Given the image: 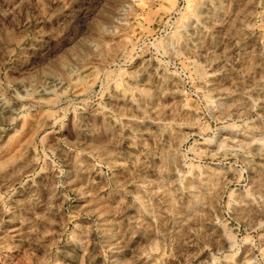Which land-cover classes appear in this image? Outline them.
<instances>
[{
    "label": "rangeland",
    "instance_id": "obj_1",
    "mask_svg": "<svg viewBox=\"0 0 264 264\" xmlns=\"http://www.w3.org/2000/svg\"><path fill=\"white\" fill-rule=\"evenodd\" d=\"M13 8L15 12H12ZM0 10L4 12L0 15V73H7L6 78L0 75V79H6L7 82L13 76H19L17 70L23 68L28 69L24 72L25 76L39 73L38 79L46 81L49 91L41 92L35 100L51 102L34 108L24 118L17 119L15 124H12L10 120L16 115L13 109L18 111L21 106L34 101L17 100L14 93L8 89L5 98L10 101V106L0 100V112L3 113L0 117V197L7 200L9 207H14L17 200L27 195L26 189L32 185V180L28 179L23 188L20 183L34 171L40 173L36 177L39 183L41 180L48 182L55 179L60 171L67 173L69 168H72L73 176L79 177L78 184L73 187L87 184L91 177L103 188L101 196L105 199L111 197L109 207L116 208L125 192H114L112 188L107 187L109 177H113V186L116 183L124 184L136 174L147 176L150 180L157 179L153 167L141 171L129 163L143 151L139 147L143 141L128 139L135 128H140L143 140L149 145L161 147L168 144L174 133L200 132L199 128L187 126L189 117L196 118L203 113L198 111L200 105L194 94L200 87L195 75L192 76L191 85H184L180 75L181 70L187 73L197 71L189 66L194 57L190 56L185 48L197 50L198 65L207 64L208 60L213 59V53L219 57L213 60L209 70V83L214 88H232L233 80L237 78L232 69L238 71L244 66L242 63L234 64L231 59L223 57L227 47L228 27L239 12L236 4L232 5L229 24H222L218 19L209 16L206 27L210 31L203 37L197 36L191 43L183 40L185 33L180 29L185 18L207 13V8L199 7V0H143V4L141 0H103L99 7L95 0H0ZM215 15L222 17L224 13ZM112 32L116 34L112 35ZM173 34H178L181 38L175 52H172L176 43ZM188 34H194L191 28ZM257 36H249L240 47L254 46L259 51L264 46L259 45ZM158 49L171 54L161 57L158 55ZM237 51L239 49H233L229 56H234ZM251 51L252 48L249 47L248 52ZM181 54L186 59L178 60ZM206 57L208 59H205ZM26 58L28 63H25ZM253 63L259 64L260 61ZM261 75H264V67H254L245 77L244 85L238 86V90H242L245 85L255 86V81H258ZM137 89L151 92V96L145 98L146 103L133 102L142 98L141 91ZM20 94L25 95L22 91ZM251 95L253 100L258 98L260 101L255 111L248 114L260 129L255 133L259 137L264 135V120L256 117H264V93L257 91ZM68 102L75 105L76 111H69L65 115L59 109L67 108ZM228 102H242L241 110L252 104L247 97L240 95L228 97ZM156 110H159V116ZM145 111L151 115L152 120L159 119L165 125L171 124V130L157 138L153 134L160 132L161 125L150 121L138 124L137 120L131 119L133 114L138 119H143ZM232 111L238 115V109L233 108ZM237 115L233 118L236 119ZM181 123L185 124L183 128L178 127ZM89 124L97 129L95 137L87 141L94 148L99 149L118 137L124 138L123 143L119 144L121 156L114 159L117 165L127 164V169L122 166L101 168L93 155L86 154L87 149L83 147L85 141L81 137L79 162L83 170H75L77 151L73 145L76 143V130L81 125ZM16 132H19V135H16ZM65 136L68 137L67 140L63 139ZM195 139L199 137L193 136L188 144ZM239 139L245 138L241 136ZM133 143H136L137 147L130 148L129 145ZM110 147L115 150V145ZM144 159L145 157L141 156V160ZM231 162L230 159L229 163ZM260 162L259 157H256V164ZM211 166L217 171H227V165ZM41 168L45 170L40 171ZM259 171L258 168L256 171L248 169L245 180L249 185L259 178ZM167 175L171 179L178 178L172 171ZM228 179L234 180L235 174L229 172ZM10 188H14L15 192L9 200L7 196ZM231 188L237 192L242 191L235 183ZM135 190V184L128 185L127 192ZM66 194L71 197L64 204L67 212L66 230H71L76 224L87 226L86 221L87 224L96 222V216L89 218L72 214V209L78 205L83 207L92 197L81 200L75 192ZM222 194L224 203L227 204L230 192ZM189 199L185 194L184 202L179 208L181 218L186 212L184 204ZM60 202L63 203V198ZM131 203L132 197L129 196L127 204ZM159 203V200L154 201L156 205ZM3 207L4 204L0 203V209ZM27 207L29 205H25V208ZM91 207L95 209L96 205L92 204ZM231 207V213L222 212L220 206L214 202L212 208L203 209L201 216L189 219L181 231L180 226H176L174 230L173 217L167 212L162 211L163 220H154L150 215H141L136 208L125 205L119 215L105 216L100 220L101 223L112 219L122 221L119 234L114 239H111V235L101 237L96 232L92 233L93 240L111 239L109 247H118L109 251L108 247L98 248V245L93 243L81 264H213V254L217 252L219 244H223L225 249L229 247L222 226L225 220L229 229L238 228L242 235H246L245 229L251 221L259 222L264 219V203L258 206L248 200L243 206L235 204ZM213 208L216 210L213 211ZM14 214L30 215L19 209H16L15 213H0V244L7 246L4 249L7 253L5 259L7 264H13L12 260L7 259L13 256L16 258L15 264H34L23 248L14 247L20 243L17 232L28 227L27 224L21 225L18 220H13ZM133 217L140 226L131 222ZM255 226L254 224L253 227ZM55 227L59 230V221ZM111 227L112 225L107 226L109 229ZM189 228L203 229L199 241L195 238V231L189 233ZM260 234H264V230ZM255 235L253 233V236ZM75 251L79 255V250ZM193 256V259H189ZM260 258L259 245L255 250L252 245H246L236 257L235 264H242L245 259L259 261ZM0 264L4 262L0 261ZM67 264H73V260L69 259Z\"/></svg>",
    "mask_w": 264,
    "mask_h": 264
},
{
    "label": "clouds",
    "instance_id": "obj_2",
    "mask_svg": "<svg viewBox=\"0 0 264 264\" xmlns=\"http://www.w3.org/2000/svg\"><path fill=\"white\" fill-rule=\"evenodd\" d=\"M95 3L99 7L103 4V0H95ZM141 4H143V0H141ZM233 4L239 7V12L228 27V41L223 57L231 59L234 64L242 63L244 66L238 71L235 68L232 69L233 72H236L237 77L233 80L232 88H214L209 83L211 64L213 60L219 59V57H216L213 53L211 54L212 60H208L205 65H198L199 56L197 55V50L185 48V51L194 57L189 62V66L197 69V71L187 73L181 70L180 75L184 85L193 84L192 76L195 75L196 82H199L200 87L196 89L194 94L197 96L200 105L198 111L203 113L202 116H197L196 118L189 117L187 126L199 128L200 132L191 134L174 133L168 144L162 147L149 145L147 141H144L143 133H141L139 127L135 128L132 135L128 137V139L133 141L137 139L143 141L139 145L143 149L140 152V156H136L129 163H132L134 168H139L141 171L144 168L153 167L154 172L157 174V179L150 180L147 176L141 177L136 174L125 181L124 184L116 183L113 186V177H109L107 187L112 188L114 192H125L116 208L109 207L111 197L105 199V197L101 196L100 193L103 188L91 177H89L87 184L73 187V185L78 184L79 177L73 176L72 168H69L67 173L60 171L59 176L55 179H50L48 182L41 180L39 183H37L36 177L40 173L34 171L20 183V187L23 188L27 184L28 179L32 180V185L26 189L27 195L23 199L17 200L14 207H9L7 200L0 197V203L4 204V207L0 209V213H15V210L19 209L21 212L26 211L30 214L20 216L14 214L12 216V219L18 220L21 225H28L25 230L17 232L20 243L14 245V247L23 248L24 252L30 255L34 264H67L69 259L73 260V264H81L83 258L88 255V249L93 243H96L98 248L108 247L109 251H112L118 245H112V247H109V245L111 239H114L119 234V225L122 224V221L112 219L101 223L100 220L105 216L119 215L125 205L136 208L141 215H150L154 220H163L164 217L161 213L162 211L167 212L169 216L173 217L174 230L176 226H180V230L183 231V225L187 224L189 219L201 216L203 209L212 208L214 202L220 206L222 212L227 213H231L232 205L239 204L243 206L248 200L258 206L264 203V135L259 137L255 135L260 129L255 126V121L248 115L255 111L256 106L260 102L258 98L253 100L251 93L257 91L264 93V75H261L260 79L255 81V86L245 85L242 90H238V86L244 85L245 77L248 76L254 67H264V47H261L259 51L254 46L246 45L243 48L240 47L249 36H257V33H259L257 36L259 45L264 46V0H199V7L207 8V13L185 18L180 30L185 33L183 40L186 43H191L197 36L203 37L210 31L206 27L209 16L218 19L222 24H229L228 18L232 15ZM12 12H15V8L12 9ZM216 13H224V15L216 17ZM3 14V10H0V15ZM181 15L183 16V13ZM189 28L193 30L194 34H188ZM111 34L115 35L116 33L112 32ZM173 35L176 43L172 47V52H175L179 47L181 38L178 34ZM249 47L252 48L251 53L248 52ZM233 49H239V51L234 56H229V52ZM170 54V52L158 49V55L161 57ZM177 59L182 60L186 59V57L181 54ZM205 59L208 58L206 57ZM256 60H259L260 63H253ZM25 63H28L27 58ZM173 66L175 67V64ZM17 71L20 75L13 76L7 82L6 79H0V100H3L5 105L10 106V101L5 98L6 89H8L14 93L15 99L34 102L21 106L18 111L13 109L16 115L10 120L12 124H15L17 119L24 118L34 108L45 103H51L42 99L35 100V97L39 96L41 92L49 91L46 81L38 79L39 73L25 76L24 72L28 71L27 68L18 69ZM215 74L213 73V75ZM0 75L7 77V73H0ZM137 90L141 91L140 89ZM21 91L25 95H21ZM236 95L247 97L248 100L252 101L251 106L241 110L242 102H228V97ZM150 96L151 92L141 91V100H134L133 102L146 103L145 98ZM97 99L99 100L100 98L98 97ZM233 108L238 109V115L233 113ZM59 111L64 112L66 115L69 111H76V107L73 103L68 102V107L61 108ZM156 111L159 116V110ZM2 115L3 113L0 112V117ZM234 115H237L236 119L233 118ZM53 119H56V117H53ZM131 119L137 120L138 124L150 121L153 124L161 125L160 132L153 134L157 138L163 135L164 132L170 131L172 127L171 124L165 125L159 119L152 120L151 115L147 111H145L143 119H138L135 114L132 115ZM256 119L264 120V117L257 115ZM184 126V123L178 125L180 128ZM96 131L97 129L90 124L81 125L76 130V143L73 145L77 151L75 170L77 172L83 170L79 162L81 137L85 141L83 147L87 149L86 154L93 155L97 165L101 168L108 167L111 169L122 166L127 169V164H116V159L121 156L119 144L123 143L124 138L122 136L118 137L110 141L109 144L97 149L87 143L89 138L95 137ZM221 133H228V135L221 136ZM15 134L19 135V132ZM193 136H198L199 139H195L191 144H188V141ZM241 136L245 139H239ZM63 139L67 140L68 137L65 136ZM110 145H115V150ZM201 145L207 147L202 148L200 147ZM213 146H215V150H213ZM129 147L135 148L137 144L133 143ZM254 148L255 151H253ZM141 156L145 157L143 161ZM256 157H259L261 161L259 164H256ZM230 159L232 160L231 163H229ZM213 164L227 165V171L223 169L217 171L211 166ZM141 165H143V168H141ZM249 168H252L253 171H256L257 168L260 169L257 172L259 178L254 180L251 185L245 180V175ZM44 170L41 168L40 171ZM129 171L131 170L129 169ZM170 171L175 172L178 178L171 179L167 175ZM229 172L235 174L234 180L228 179ZM102 175L107 176L108 174L102 173ZM241 181H244V183L242 184ZM233 183L242 191L237 192L232 189L231 185ZM129 184L136 185L134 192H127ZM14 192L15 189L10 188L7 199L10 200ZM66 192L77 193L81 200L92 197V200L89 203H85L83 207L78 205L77 208L72 209V214L89 218L96 216V222L87 224L86 221L85 224L87 226L76 224L71 230H66L67 212L64 209V204L71 199ZM229 192L228 202L225 204L222 193ZM185 194L190 199L184 204L186 212L184 217L181 218L179 208L180 204L184 202ZM129 196L132 197L131 204H127ZM61 198H63V203L60 202ZM155 200L160 201L159 205L154 204ZM92 204L96 205L95 209L91 207ZM25 205H29V207L25 208ZM215 210L213 208V211ZM58 221L59 230L55 227ZM131 222L140 226L134 217ZM254 224L256 225L255 227H253ZM108 225H112V227L109 229L107 228ZM222 226L225 229L229 247L225 249L223 244H219L217 252L213 254V264H235L236 257L240 255L241 249L246 245H252L253 250L259 245L261 258L259 261L245 259L242 264H264V243H262L264 242V234H260L264 230V219L259 220V222L251 221L248 228L245 229L246 235H242L238 228L229 229L227 220L224 221ZM12 231L15 232L17 230L12 229ZM188 231L189 233L195 231L197 241L201 239L202 228L195 230L189 228ZM93 232L98 233L101 237L111 235V239L101 238L93 240ZM253 233L256 235L253 236ZM221 239H224V237H221ZM6 247V245L0 244V261H3L4 264H7L5 259L7 253L4 252ZM69 248L73 250L69 251ZM76 249L79 250V255H77ZM93 250L96 251L97 249ZM193 258L194 256L189 257V259ZM7 259L12 260L13 264H15L16 258L14 256L7 257Z\"/></svg>",
    "mask_w": 264,
    "mask_h": 264
}]
</instances>
